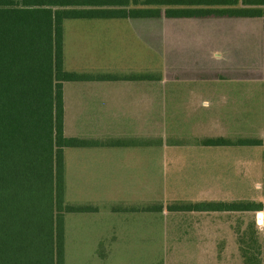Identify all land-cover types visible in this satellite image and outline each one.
<instances>
[{
	"label": "crops",
	"instance_id": "1",
	"mask_svg": "<svg viewBox=\"0 0 264 264\" xmlns=\"http://www.w3.org/2000/svg\"><path fill=\"white\" fill-rule=\"evenodd\" d=\"M160 17L168 22L157 72H102L119 78L75 81L95 84L94 115L105 116L97 132L132 133L128 138H94V145L85 146L103 149L93 161L99 179L107 180L98 193L87 195L143 196L152 159L166 175L158 187L165 200L157 201L163 204L123 205L114 211L159 213L165 221L164 252L170 228L179 243H197L198 255L180 259L211 260L214 250L222 260L233 253L238 259L251 251L264 254V144L242 142L264 140V19ZM131 74L140 76L125 77ZM151 99L157 100V115L150 113ZM64 105L66 112L65 89ZM183 120L192 124L196 138H167L168 126L178 134ZM150 132L159 135L150 139ZM220 139L226 142L216 144ZM189 203L204 206L190 210L185 206ZM217 203L236 207L217 208ZM217 244L221 246L214 249ZM113 249L108 247V253ZM136 250L143 254L142 247Z\"/></svg>",
	"mask_w": 264,
	"mask_h": 264
},
{
	"label": "trees",
	"instance_id": "2",
	"mask_svg": "<svg viewBox=\"0 0 264 264\" xmlns=\"http://www.w3.org/2000/svg\"><path fill=\"white\" fill-rule=\"evenodd\" d=\"M141 2L185 6L167 9V17L264 19V0H242L246 7H234L240 0H0V264H65V213L98 210L66 203L65 148L94 142L66 136L64 83L119 75L66 70L64 22L161 16L160 9L132 7Z\"/></svg>",
	"mask_w": 264,
	"mask_h": 264
},
{
	"label": "rangeland",
	"instance_id": "3",
	"mask_svg": "<svg viewBox=\"0 0 264 264\" xmlns=\"http://www.w3.org/2000/svg\"><path fill=\"white\" fill-rule=\"evenodd\" d=\"M132 7L156 8L161 10V15H165L169 8L185 6L147 5L141 2ZM234 7L246 6L240 0ZM167 22L161 17L67 19L64 22V68L68 71L94 73L157 72L162 61V45L165 41L162 31ZM94 85L93 82L64 83L66 136L85 139L131 137L132 133L129 132L117 134L96 131L100 129L98 121L101 119L105 122V116L94 115L93 95L96 92ZM149 108L151 114H156L157 111L154 110H157V100L151 99ZM166 119L171 123V116ZM118 121L122 119L117 118V123ZM177 128L181 131L173 134L172 126H168L170 133L167 138L175 137L182 140L196 138L191 132L193 126L189 121H180ZM149 134L150 139L159 135L157 132ZM101 151L103 149L65 148L66 203L91 204L100 209L99 212L65 213V264H264V254H257L256 251L247 253L245 259H238L237 254L233 253L229 260H222L216 250L211 260L180 259L189 257V254L194 257L198 255L195 250L197 243L195 241L192 244L179 243L173 228L168 229L164 252L161 247L165 238L163 236L165 221L159 213L146 210L142 212L113 210L125 207L123 205L163 204L162 201H157L165 200L162 190L158 189L164 182L162 178H166V175L163 177L162 174V165L154 164L150 159L147 165L148 185L145 187L147 192L143 196L87 195L98 193L100 190L97 187L100 183L107 182L105 179H99L100 174L95 171L93 161L95 155ZM105 176L107 177V174ZM171 177V174L167 175L170 180ZM170 192H173L172 189ZM114 233L116 240L109 243ZM216 246L221 245H213L214 249ZM108 247L114 248L111 253H108ZM140 247L143 254L134 253ZM126 249H129V252Z\"/></svg>",
	"mask_w": 264,
	"mask_h": 264
},
{
	"label": "built area",
	"instance_id": "4",
	"mask_svg": "<svg viewBox=\"0 0 264 264\" xmlns=\"http://www.w3.org/2000/svg\"><path fill=\"white\" fill-rule=\"evenodd\" d=\"M263 218H264V217H263V216H261V220H262V222H263V220H264Z\"/></svg>",
	"mask_w": 264,
	"mask_h": 264
}]
</instances>
